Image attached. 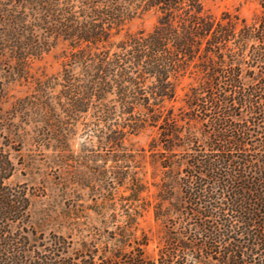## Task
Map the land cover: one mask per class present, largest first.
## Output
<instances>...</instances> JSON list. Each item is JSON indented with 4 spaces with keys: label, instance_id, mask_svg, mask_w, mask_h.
Here are the masks:
<instances>
[{
    "label": "trees",
    "instance_id": "trees-1",
    "mask_svg": "<svg viewBox=\"0 0 264 264\" xmlns=\"http://www.w3.org/2000/svg\"><path fill=\"white\" fill-rule=\"evenodd\" d=\"M252 1L248 24L202 0H0V264H264V0ZM138 10L157 15L153 29L115 43ZM58 44L61 71L34 76ZM15 83L32 91L4 111ZM77 125L96 139L87 155L71 151ZM144 129L155 135L134 153L125 138ZM24 144L62 172L63 205L38 222L35 188L10 183ZM148 210L155 256L139 228Z\"/></svg>",
    "mask_w": 264,
    "mask_h": 264
},
{
    "label": "rangeland",
    "instance_id": "rangeland-1",
    "mask_svg": "<svg viewBox=\"0 0 264 264\" xmlns=\"http://www.w3.org/2000/svg\"><path fill=\"white\" fill-rule=\"evenodd\" d=\"M203 8L206 12L213 16H219L223 12H229L231 14L237 15L240 19L245 20L246 23L250 24L254 22L259 8L255 2L252 0H202ZM157 21V15L153 11L141 12L138 10L137 14L127 22L120 30L119 34L114 38V42L118 43L128 34H135L139 31L145 33L150 32L155 26ZM64 50V46L58 44L48 53L43 54L38 60H34L31 64V73L34 76H40L41 74H46L48 76L54 75L61 71V66L64 61L61 52ZM194 81L191 78H183L176 88V97L172 105L175 109L182 106V98L184 93L187 91L188 87L192 85ZM32 88L29 84L25 83H15L8 86V96L6 102L3 104V110H9L11 104L18 98H22L25 95H29ZM83 128L77 125L76 131L71 135L70 144L71 151L73 155H87L89 153L85 150H95L96 149V139L91 137L90 134L86 135ZM155 135V132L151 129H144L133 134L127 135L125 138L126 147L132 152H139L140 150H146L148 143ZM50 151H41L36 148L29 147L28 144H24L18 153H13L12 157L17 165V172L10 179L12 184H22L26 183L29 187H34L37 192V196L33 198V211L38 222V218H41L43 213L42 210L47 208H52L55 214L59 212L57 204L63 205V200L58 198L59 192L55 185L58 182L59 172L56 168L49 165L46 157H49ZM96 153V152H95ZM103 154V152H100ZM90 156V155H89ZM149 159L145 158L141 160V171L145 173L144 179L150 183L152 182L151 173L152 168L148 163ZM82 165L93 167V163L85 162ZM95 164L101 165V162L96 161ZM110 162H107L106 166L109 167ZM85 166H81L82 171H88ZM93 171V170H91ZM158 181V177L155 179ZM155 191L154 188L150 187V195ZM83 201L79 203H84L85 205L90 202L91 195L87 189L79 190L76 194ZM82 203V204H83ZM52 214V217L55 216ZM90 224H94L95 216L89 214ZM82 222V221H81ZM42 228V227H41ZM139 228L147 234L149 238V243L145 247V253L148 256H155L157 249L160 245V239L162 237L161 226L155 223L152 218L151 210L144 213L143 217L139 221ZM43 232L48 234L50 231L57 230V224L51 222L49 226L42 228ZM65 232V229L62 230ZM86 234V233H84Z\"/></svg>",
    "mask_w": 264,
    "mask_h": 264
}]
</instances>
